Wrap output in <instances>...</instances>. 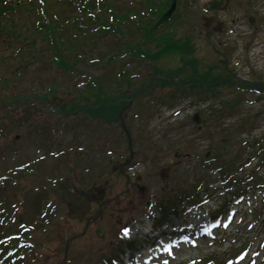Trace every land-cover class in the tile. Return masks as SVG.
I'll return each instance as SVG.
<instances>
[{
  "label": "rangeland",
  "instance_id": "rangeland-1",
  "mask_svg": "<svg viewBox=\"0 0 264 264\" xmlns=\"http://www.w3.org/2000/svg\"><path fill=\"white\" fill-rule=\"evenodd\" d=\"M210 57L214 58L215 55L210 53ZM258 57L254 56L252 57V66H254L257 70H260L261 68H264V59L257 62ZM246 60V59H245ZM251 67L245 66V64L240 63L238 68L236 69L237 72L244 77H248L249 70ZM72 80V79H71ZM185 103H183L184 105ZM261 110H264V99L258 103V105L254 106ZM189 113H185L179 116H173V110H169L168 107H166L163 112L156 116L153 121L149 123H142L141 126L145 129L143 133L139 132V129L135 132L136 141L138 139L141 140V142H137L136 149L137 151H140L136 160H143L144 166L141 168L143 174H145L147 177L146 179L151 180L150 184L151 186H154V191H151L150 194L146 192V200L143 204L137 205V208L132 209L130 212H115L111 209H106L105 213L106 216L104 219L99 220V226L102 227L106 231V235L103 239L97 238L95 235V230L97 227L96 224H92L90 227V230H88V234L92 233L93 235V242L89 243L86 246H79L77 243L73 245V248L78 250V255L76 258L80 261V264H101L103 263V258L107 257L109 253L112 255L119 256L118 254V246L115 244V238L114 235L116 234L115 229L118 228L121 225H124L126 223H129L132 219H136L138 215L146 209V206L149 201L155 200L158 201V198L162 197H169L172 195H169V191L174 190V183L178 186V188H181L180 185L177 184L175 181V178H178V174H197V179H200L201 181H205L206 183L202 187L203 190V200L206 206L209 209H215L216 205L220 201H225L228 199H231L232 196H229V194H222L217 187L218 184H211L213 180L218 178V175L216 172H211L203 168L202 165H200L195 158H193V155H188L194 151H197L198 153L205 154V150L212 144L215 139L221 138L224 136L225 131L223 130V127L218 126H211L210 132L203 133L198 132L194 127H186L185 123L187 124L189 119ZM220 124V123H217ZM228 124V123H227ZM226 124V125H227ZM257 127L255 129V133H264V116L261 117L260 121L256 123ZM174 126L181 127L178 129H173ZM139 128V126L137 127ZM118 129V128H116ZM110 130L108 131L109 137H106V135H101L100 129L94 130V133L97 135V140H95L96 144L103 145L105 143L108 144V147L112 148L114 146L115 148L120 150L126 149L125 142H118L113 144L112 141L115 140V138L119 139L118 137V130ZM116 134V135H114ZM91 135L88 134V139H91ZM94 139V138H93ZM176 141V143H174ZM94 142V140H93ZM188 144H191L188 146ZM22 145V143H21ZM217 147V145L215 146ZM241 149H244L245 151H248L250 148H247L243 145H236L234 147L225 149L224 151L226 153H236L237 151H240ZM179 156H176L177 153ZM163 157L164 160H163ZM8 162V161H7ZM264 163V159H263ZM168 168V171H163L162 168ZM263 171V169H262ZM75 173H79L78 170ZM164 174V176H162ZM163 177V178H162ZM160 178V179H159ZM134 180H137L139 182V177L133 176ZM103 181V180H102ZM100 181V183L102 182ZM127 191L129 192L130 187L134 186L133 183L127 184ZM108 192L104 193L105 196L109 195H116L119 191L124 189V179L122 177H119L116 175L114 176L111 181L107 183ZM206 192V193H205ZM201 193V192H200ZM211 197V201L207 202V198ZM120 196L121 202L122 199ZM257 195L252 194L250 191L245 196L246 201H254L255 199H258L260 204L259 197H256ZM5 198H0V201H4ZM117 200L115 197L107 199L104 202V207H113L116 208L120 201ZM208 203V204H207ZM157 212V211H156ZM27 211H23V215H26ZM249 208L244 210V214L251 217L249 214ZM171 220L175 221V217H169ZM58 218L54 220V225L57 224ZM250 222V221H249ZM65 223H67V229L68 230H76L81 229L83 231L85 229L84 226H80L77 223H74L72 221L67 220ZM63 223H60L58 227H62ZM246 226V225H245ZM245 228V227H244ZM243 228V229H244ZM264 228V225L257 226L255 222L252 223V225H248L244 231L246 232V235L248 238H251V242L254 243L256 240V235L259 230H262ZM53 231V230H52ZM236 233V232H234ZM53 239V236L48 238L49 241ZM93 245L95 247L93 248ZM257 245V244H256ZM253 247V253L254 255H257L256 258L258 259V264H264L260 260V253H256ZM95 252V253H94ZM188 258L190 256H195L200 253V250L192 251L191 253L188 252Z\"/></svg>",
  "mask_w": 264,
  "mask_h": 264
},
{
  "label": "bare ground",
  "instance_id": "bare-ground-1",
  "mask_svg": "<svg viewBox=\"0 0 264 264\" xmlns=\"http://www.w3.org/2000/svg\"><path fill=\"white\" fill-rule=\"evenodd\" d=\"M132 229H133V230H135V229H136V227L133 225Z\"/></svg>",
  "mask_w": 264,
  "mask_h": 264
},
{
  "label": "snow or ice",
  "instance_id": "snow-or-ice-1",
  "mask_svg": "<svg viewBox=\"0 0 264 264\" xmlns=\"http://www.w3.org/2000/svg\"><path fill=\"white\" fill-rule=\"evenodd\" d=\"M124 231H125V232H127L128 230H127V229H125Z\"/></svg>",
  "mask_w": 264,
  "mask_h": 264
}]
</instances>
